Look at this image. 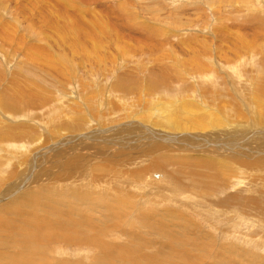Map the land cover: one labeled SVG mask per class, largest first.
<instances>
[{
  "label": "rangeland",
  "instance_id": "374dc122",
  "mask_svg": "<svg viewBox=\"0 0 264 264\" xmlns=\"http://www.w3.org/2000/svg\"><path fill=\"white\" fill-rule=\"evenodd\" d=\"M68 2L71 3L70 6L67 5ZM98 26L106 28L101 29ZM51 57L56 60L50 61ZM30 61H33V64H30ZM28 67L32 68L31 72H28ZM198 69L203 76L195 75ZM39 81L50 86L51 90L55 89L53 96L50 94L52 97L50 104L40 102ZM195 84L198 86H195L194 90ZM41 87L45 86L41 84ZM28 88L31 90L29 94L37 93V99L31 100L29 96L28 98L23 96ZM227 90L231 94L228 97L225 96L228 94ZM258 92L263 94L264 99V0H0V171L7 172L6 176L0 179V188L4 190L12 188L19 182L22 173L28 174L21 187L15 191L16 194L0 198V207L6 205L4 203L8 201H15L26 192H41L44 189L54 192L56 191L54 189L60 190V187H63L62 190H69L67 191L69 194L71 191L87 193L97 173L92 170L94 164L113 166L105 158V154L108 155L109 149H112L119 151V154L115 155L117 161H114L116 166L118 163L120 167L118 179L126 181L123 182L125 187L122 183V186L114 188H125L123 192L129 190L128 194H133L132 200L129 196L124 197L129 200V206L133 207L131 216L133 224L130 226L132 229L126 232L125 230L130 228H120V236H112L113 228L106 223L98 222L99 229H94L97 233L91 232L93 226L89 227V224L92 222V216L98 218L101 216L99 212H93V202L81 195L82 204H79L81 201L74 203L73 198L59 194L58 199H62L59 200L62 212L59 213L61 217L57 219L64 226L62 229L58 223L61 232L71 230L65 223L70 210L74 208L73 212L81 214L86 212L82 214V219L86 217L85 221H90L85 223L89 225L86 228L83 225L84 238L87 241L63 243L56 240L55 235L52 236L56 234L52 230L48 232L49 234L53 232L48 234L49 239L47 237L41 244L38 241L39 243L35 245L37 250L32 255V260L35 259L36 264H52L51 258L57 264H98L95 256L99 252L89 244V240L95 234L98 238L100 236V241L104 239L102 242L109 243L108 245L112 246L111 242L113 246L117 244L115 248H119L120 244L124 248L123 252L126 249L135 251L137 256L143 258V262L145 260L144 264L153 260L166 261L162 255L167 256L168 240L174 235L177 238L172 240L171 246H177L180 252L188 250L192 253H189L191 260L180 259L181 264L184 260L187 261L183 262L186 264L193 261L194 264H264L262 200H257L252 206L251 203H245L243 207H236V210L229 205L225 208L227 213L215 210L218 215L216 219L215 215L208 216L202 213L207 212L205 207H209V201L205 200L204 205V201L202 202L204 208L199 206L198 209L194 207L190 209L182 204L184 200L178 197L179 200L178 195L173 197L176 201H172L169 199V196H172L169 192L161 196L159 193L162 191L158 188L161 187L158 181L169 176L174 183L175 180L179 181L185 190L204 192L203 187L197 186V181H206L209 184L213 182L212 178L208 179V176L203 175L207 173L201 167V162L189 159V156L193 155L195 158L202 156L201 161L204 165L209 162L205 158V153H209L208 158L216 159L217 162L229 161V158H232L230 157L232 153L218 155L216 149H222L220 153L233 150L242 167L241 170L244 171L242 175H237L240 168L235 170L232 175L235 178L229 182L230 187L228 186L225 191L218 187V190L210 193L207 199L219 202L227 195H233L241 188V184L244 189L242 183L244 181H248L247 184L251 183L249 187L260 185V182L256 181L264 175V170H261V166L264 165V119L259 122L253 114L259 108ZM201 94L203 98L199 97L198 101L201 103L203 99L207 103L203 105L205 108L217 107L219 104L229 109L226 113L229 115L228 119L222 114L226 125L216 127L214 130L220 132H211L210 135L204 133L203 140L199 136L201 133L180 132L174 133L173 137L162 136L159 141L155 139L154 142L144 144L137 143L144 141L142 140L144 135H141L134 140L135 144L129 140L130 144L125 143L122 146V139L135 134V130L129 128L133 122L129 119L136 118L134 113L143 112L146 105L158 100L154 97L163 99L170 95L172 97L179 95L183 96L179 99H190ZM7 99L16 100L19 107L15 109H20L18 113L11 110ZM71 101L80 107H75ZM241 109L247 118H241ZM218 110L219 107L215 108V112ZM100 114L103 115L102 119L99 118ZM108 131L121 139L108 144L98 143L101 141L97 139L94 143L98 133L109 135ZM7 132L13 135L3 137L8 134ZM169 133L170 131L167 132ZM218 135L221 139L217 138ZM223 135L227 137L226 140L222 138ZM240 140L242 144L237 142ZM56 142H60L62 147L56 148L54 146ZM233 142L238 145L233 146ZM199 143L203 144L204 148L206 145L210 150L201 151ZM145 145H148L147 149L143 148ZM188 148H192L191 151ZM89 149L100 153L96 157L99 159L98 162L93 163L89 169L91 176L68 181L66 184L69 186L64 182L62 186L61 182L68 179L69 173L78 174L82 167L81 152ZM28 154L36 155L34 158L31 156L28 161ZM60 156L68 157L66 159L69 160H62ZM41 160L42 165L39 164ZM257 161L260 163L257 164ZM153 164L155 166L151 169L150 176L148 174L146 180H142L146 169L144 167H151ZM256 165L258 168L252 169V166ZM14 166L15 168H12ZM197 171L201 176L196 174ZM135 172L139 175H134ZM129 173L131 176L134 175V180L139 183H128L133 179L129 178ZM107 175L108 172L104 171L103 182H106ZM111 177L113 176L109 178ZM143 181L148 182L140 184ZM179 182H176L177 185ZM129 186H133L132 189ZM136 186L139 189H136ZM169 190L170 188L167 189ZM155 193L158 197H155ZM257 194L261 193H255L258 197ZM45 195L47 198L44 199L50 204L53 202L52 199H56L49 197L50 194L46 192ZM134 195H140L141 199L146 196L144 200H140L145 203L141 205L134 202L136 200ZM245 195L246 193H242L241 196ZM259 198H264V194ZM65 199L70 200L65 202ZM212 205L217 208L221 206L215 202ZM163 207L183 210L189 221L197 226L194 224L193 227L180 229L175 227L173 223L168 222L167 216L155 214L154 211L157 210L162 215ZM150 216L153 221L144 223L143 221ZM143 217L146 220H141ZM246 217L249 218L246 224L251 225L250 230L247 227L241 228L246 225V221L242 222ZM2 218L4 217L1 216L0 219ZM7 218L13 220L11 215L5 218L9 221ZM158 218H162L159 220L160 224L165 222L170 224L171 235L165 237L162 228L152 226V223H159ZM180 219L185 220L182 216ZM255 219L258 223L249 222ZM66 227L68 229L64 230ZM100 230L106 232L101 233ZM165 231L168 232V228H165ZM1 238L0 235V242ZM165 240L167 244H164ZM45 241L49 242V246H46ZM42 242L45 246L44 244L42 246ZM11 244L7 249H16L15 245ZM3 249L0 245V251ZM122 251L120 250L118 255L122 256ZM8 253L7 256L12 255L9 250ZM118 255L114 261L122 264ZM0 256V264H8L6 258ZM177 256H174L175 259H178ZM167 260L170 264L180 261L175 260L177 261L175 263L172 259ZM59 261L61 262L58 263Z\"/></svg>",
  "mask_w": 264,
  "mask_h": 264
},
{
  "label": "bare ground",
  "instance_id": "6f19581e",
  "mask_svg": "<svg viewBox=\"0 0 264 264\" xmlns=\"http://www.w3.org/2000/svg\"><path fill=\"white\" fill-rule=\"evenodd\" d=\"M67 5L70 6L71 3L68 2ZM93 24H94V27H95V23L94 22H93ZM98 27L101 28V29L106 28V27H103V26H98ZM89 29H91V28H89ZM84 32L86 33V31H84ZM16 39H18V37ZM49 60L50 61H54L56 59L54 57H51V58H49ZM30 64H33V61H30ZM201 65H203V64H201ZM205 66H206V64H205ZM28 68H29L28 72H31L32 68H30V67H28ZM207 70H209V69H207ZM213 70H214V68H213ZM199 72L200 71L198 69V72L195 75H198V76L199 75L200 76L204 75V74L203 75L200 74ZM209 73H211V72H209ZM205 76H207L206 73H205ZM39 78H40V76H39ZM41 81H43V79ZM40 83L43 84L45 87L42 88ZM182 83H185V82H182ZM47 84H48V82H47ZM207 84H209V83H207ZM46 86H47V88H46ZM177 86H182V85H177ZM195 86L197 87L198 84L194 85V90H195ZM38 87H39V90H40V92L38 93L39 98H41L40 102L42 103V101H43L45 103H49L50 99L52 98L50 96V94L53 96V92H55V89L53 88V90H51L49 88L50 86L48 87V85H46L45 83H42L40 81H39ZM30 91L31 90L28 88L25 91V93L23 94V96L25 98H28L27 96H29L31 98V100H32V98H36L37 99V95H36L37 93H33V95H32V94H29ZM179 92H181V91H179ZM154 93H155V91H154ZM226 93H228V90H227ZM179 95L178 96H173V97L170 95L171 97L168 96V97H165L163 99H161V97H154L156 99L158 98V100H154V101L150 102L148 105H146V107L144 108L145 110L143 112L137 111L136 113H134V116L136 114V118L137 119L134 118V117H132V119H129L130 121L134 122V123L133 122L131 123L132 126L131 127L129 126V128H131V130H135V134H134V136H129L128 138L122 139V142H121L122 146L125 143H129L130 144L129 140H131L132 143H134V140H137L138 138H140L141 135H144V137L142 136L143 137L142 140H144V141L137 142V143L144 144V143L154 142L155 139L156 140L158 139V141H159V140H161L162 136H167L168 138L169 137H173V136H175V135H173L174 133H180V132L181 133H186V134L187 133H194V132L195 133H201V135H199V136H200V139L203 140L205 138L204 133H207V134L210 135L211 132H213V133L214 132H220V131H214V130H216L215 128L216 127H220V126H222L224 124L226 125V122L222 118V114L224 115V118L228 119L227 116H229V115L226 114V113L229 112V109H227L225 105L222 106V105L217 104V107L208 106L209 108H205L206 106L204 107L203 105H206L207 103H205L203 101V99H202L201 103H200V101H198L199 97L203 98L202 94L199 95V96L190 97V99L189 98L179 99V98L183 97V96H179ZM228 95L230 96L231 94L228 93L225 96L228 97ZM42 96H45V97H42ZM186 97H187V95H186ZM188 97H189V95H188ZM25 98H23V99H25ZM185 99H188V101H186ZM28 100L26 101V103L28 102ZM15 101L16 100H11V99L8 100L7 99V103L11 107V110L13 112H15V113H18L20 109H15V107L16 108L19 107L17 105L18 103L16 104ZM258 101H259V103L257 104V106L259 108H258V110H256L257 112H253V114L258 119V121L261 122V119H264V111H262V109H264V99H263V94H261L259 92H258ZM71 104L74 105L75 107H80L79 104H76L73 101H71ZM221 104H222V102H221ZM136 107H138V104L136 105ZM218 107H219V110L217 112H215V108H218ZM239 108L240 107H238V110H239ZM152 110H154V111H152ZM240 114H242V117H241L242 119L247 118L246 117V113H244L243 110L240 112ZM100 116H99V118L102 119L103 115L100 114ZM239 117L240 116H238V118ZM26 126H30V125H26ZM6 128H8V127H6ZM15 129H16V127H15ZM15 129L12 130L13 133H14ZM6 131H7V129H6ZM169 131H170V133L167 134V132H169ZM7 133L8 134H5L3 137H10V136L13 135L10 132H7ZM108 133H109V135H107V133L106 134H103L101 132L98 133L97 137L94 138V143H95V140H97V139H99L97 141H101V142H98V143H101V144L113 143L114 140L121 139V137H119L116 134H110V131H108ZM235 134H238V133H235ZM104 136H106V137H104ZM218 136H217V138L221 139L220 135H218ZM222 138L225 139V140L227 139V137L225 135H223ZM209 139H210V137H209ZM191 140H190V142H191ZM162 142H164V141H162ZM237 142L239 144H242L241 140L237 141ZM238 143H237V145H238ZM232 145L235 146V147L237 146L235 144V142H233ZM54 146L57 148L58 146L60 147L61 144H60V142H56V143H54ZM147 147H148V145H145V147H143V148L147 149ZM199 147L201 148L200 149L201 151L204 150L205 152H208V150H210V149L207 148L206 145H205V148H204L203 144L202 145L200 144ZM218 148H221V147H218ZM23 149H25V148H23ZM185 149H187V148H185ZM190 149H192V148H188L189 151H191ZM103 150L107 151L106 148H103ZM212 151H213V149H212ZM151 152H153V151H151ZM215 152H217L218 155L232 153L230 155V157H232V158H229L230 162L228 160H225V161H222V162H217V161H215L216 160L215 158H214L215 160L209 159L208 157L210 156V154L209 153L208 154L205 153L204 154L205 158L208 159L209 162L206 163V165H204L203 161H201V157L202 156L200 157V155H199L198 158L193 157V155H191V157L189 156V159L193 158V159H196L197 161L201 162V167L207 173V174H203V175L208 176V179H209V177L212 178L213 182H211L209 184H207L206 181H203V182H201L199 180H198L199 182L197 181V186L203 187L205 189L204 192L197 193V191L192 192V191L185 190L184 188L181 187V183L179 181L175 180V183L179 182L178 183L179 185H177V183L176 184L174 183V180H170L169 176H167L168 180L167 179H163L161 181L160 179H158V180H160L158 182L161 183V187H158V188H160V190L162 191L161 193H159V192L158 193L161 196H163L164 194H166V192H169V195L171 194L172 196H169V195H167V196H169V199H171L172 201H174V200L176 201V198H173V197H176V195H178L177 198L179 197L182 200H184L183 201L184 203L181 201L182 204H184V206L190 207V209L192 207H194L196 209H198L197 207H199V206L202 207L205 204V200H207L210 203V204L206 203V204L209 205V207H207V208L205 207V209H207V212H205L204 211L205 209H203L204 212H202V213L203 214L205 213L208 216L215 215L216 219L218 218L217 217L218 215L216 214L215 210H217L218 212H220L219 210H222L221 212H225V208H228L229 205H230V208L236 210V207H238V206H239V208L241 206L243 207V204H245V203H251V206H252L255 202H257V200H262L264 202V198H259L260 196H262L264 194V191L263 192L257 191L259 189L264 190V175H261L262 178H258V181H256V183L260 182L259 183L260 185L255 184V185H252L253 187H249V185H251V183L247 184L248 181L247 182L244 181V182H242L243 186H245L244 189L242 187V184L241 185L239 184L241 186V188L238 189L239 191L237 190L236 192H234V194H233L234 196L232 194H229V195H227V197L222 198V200H220L221 202L220 201L219 202L211 201V200L207 199V197L209 195H211L210 193H212L213 191H216V189L218 187H220L221 190L223 188V191L228 189V186L230 184L229 182L235 178L234 176H232L234 174L235 170L240 168V170H238L239 173H237V175H239V174L242 175V173L244 171V170H241L242 167L239 164L238 159H236L235 154H233L234 153L233 150L229 149L228 151H225L224 153H220V152H222V149L221 150H217L216 149ZM239 152H241V151H239ZM116 154L118 155L119 151H113L112 149H109L108 155L105 154L106 161L109 162V164H111L113 166H110L108 164H106V165H102V164L96 165V164H94L95 166L92 167L91 165L93 163L98 162L99 159H97L96 157L98 155H100V153L92 151L90 149L89 150H83L81 152V155H82V167L80 168L78 174L75 175V174L69 173L68 179L61 182V185L65 182V185L69 186V184H66L68 181L79 180L80 178H85L86 179L88 176H91V173L89 172V169L92 167V170L97 171V173H96L95 178L93 179L94 182L92 183V186L90 187V189H93L95 191H92V190L88 189L87 193H84V192L79 193V192L71 191V193L69 194V193H67V191H69V190H62L63 187H60L61 188L60 190L54 189V190H56V191H54L55 193L53 191H49V190L44 189V190H41V192L40 191H35L33 193L32 192H26V193L22 194L19 198H17L15 201L12 202V200H11V202L8 201V203H4L6 205H4V206L1 205V207H0V218H1V216L4 217V218L0 219V223H2V225L0 226V235L2 236L0 245L4 249H3V251H0V255L4 256L6 258V260L8 261V264H36L34 262L35 259H34V261L32 260V255H34L35 250H37L35 245L38 244L39 242L41 244V241L47 239V237L49 239L50 236H48V234H49L48 232H50L52 230L55 231L56 234H52L53 232L50 233V234H52V236L55 235L54 237H55L56 240L58 239V240H60V242L68 243V244L71 243L72 244V242H76V241H78V242L87 241L84 238L85 230L83 229V225H84L85 228H86V226L90 225L89 227H91V225H92L93 226L92 230H94L95 228L97 229L99 227V223L98 222L106 223L108 226L113 228V232H112L111 235L112 236H117V237L120 236L119 235L120 234V232H119L120 228H123V229L130 228L128 230H125L126 232L130 231L132 229L130 226L133 224V221L131 220L133 207L129 206V200L127 201V199L124 198V197H126V196L128 197L129 196V199L132 200L133 199V196H132L133 194L129 195L128 194L129 190L127 192H123L125 188L124 189L123 188L121 189V187L120 188H114L115 186H120L123 182H126L124 180H119L118 179L119 178V169H120V167L118 166V163H117V166H118V169H117V166L114 163V161L115 162L117 161V157H115ZM35 155L33 156V154H32L31 156H33V158H34ZM133 155H134V152H133ZM31 156L29 155V159H27L28 161L32 158ZM60 157H62V156H60ZM214 157H218V156L214 155ZM66 158H68V157H62V160L68 161L69 159L67 160ZM79 158L80 157L78 156V159ZM24 159H26V157ZM120 160H121V158H120ZM122 161H123V159H122ZM42 162H43V160H41L39 164L42 165ZM259 163L260 162L257 161V164H259ZM154 166L155 165L153 164L151 167H144L146 169L145 170L143 169L145 171V175H144V177H141L142 180H146V176H148V174L150 173L151 169ZM256 166H252V169L258 168V166L257 167ZM12 168H15V166L12 167ZM21 170L22 169L20 168V171ZM261 170H264V165L261 166ZM104 171L108 172V175H107V178H106V182H103V172ZM197 173H198V171L196 172V174ZM6 174H7V172L0 171V179H3L6 176ZM129 174H130L129 178H133L134 175H139L138 172H135V174L133 176H131V173H129ZM27 175H28L27 172L22 173L20 175V177H19V182L14 184L12 186V188H8V189H5V190H4V188H2V189L0 188L1 189L0 190V198L2 199V198H5V197H8V196L12 195V193H15V191H17L21 187V185H22L21 183H23L25 181V179L27 178ZM197 175L201 176L200 174H197ZM110 176H113V177L109 178ZM149 176H150V174H149ZM142 180H140V181H142ZM130 182H132V184L139 183L138 181L134 180V178L131 181H129L128 183H130ZM147 182L148 181H143L140 184H145ZM218 184H219V186H218ZM25 185H27V182L25 183ZM184 185H187V184H184ZM239 185H236V187L239 186ZM17 186H18V188H16ZM123 186L125 187L124 183H123ZM187 186H189V185H187ZM255 186H257V187H255ZM44 187H46V186H44ZM132 187L133 186H129L130 189H132ZM66 188L68 189L69 187H66ZM169 188H170V190L167 191V189H169ZM136 189H139V188L136 186ZM36 190H38V189H36ZM45 192L47 194L51 195V196L49 195V197H53V198L55 197L56 198V199H52L53 202L51 204H50V202L48 203L47 199H44V198H47L46 195H45ZM257 192L261 193V194H257L258 197L255 195V193H257ZM242 193L243 194L246 193V195L245 196H241ZM59 194H60V196L67 195V196L70 197V199L73 198L72 201H74V203L77 202V201H81V203H79V204H82V198L83 197L81 195H83L86 198L88 197L89 200L91 202H93V204H94L93 212H99L101 214V216L99 218L92 216L91 224L87 225L85 223H88V222L90 223V221L86 222L85 221V220H87V219H85L86 217L82 219V214L86 213V212H83L81 210H79V211L83 212L82 214L78 213V212H73V210H74V208H73L72 210L69 211V213H67L66 218H65V223L67 224L68 228H71V230H67V231L61 232V228L60 227L62 226V229H63L64 226L61 225V223L58 222V219H57V217H59V216L61 217V214H59V213L62 212V210H61V208L59 206L60 205L59 200H62V199H58L59 198L58 197ZM155 195H156L155 197H158V195L156 193H155ZM139 197H140V195H138V196L134 195V198L136 199V200H134V202L141 203V205H143L142 203H145V202L144 201H140V200H142V199L144 200V197H146V196H144L142 199L139 198ZM148 198L150 199V196H148ZM240 198H241V201H240ZM70 199H65V202L66 201L69 202ZM48 200H50V199H48ZM231 201H232L233 204L230 203ZM239 201H240V203H239ZM65 202H63V203H65ZM202 202H203V205H202ZM214 202L215 203H220L221 206H219V208L214 207L212 205ZM74 203H72V204H74ZM91 204L92 203H90V206H91ZM174 204H175V202H174ZM64 205L66 206V203ZM158 205H159V203H158ZM177 205H178V202H177ZM77 206H78V204H77ZM138 207L139 206H137V208ZM254 207L257 208V206H254ZM202 208H204V207H202ZM135 209H136V206H135ZM154 209H155V207H154ZM154 212H155V214L157 216H167L166 219L168 220V222L173 223L175 225V227H179V229H180V227H189V226L193 227L194 224H195V223L193 224V223H191L189 221L187 216L184 214L185 212L183 210H177L176 208L166 207V208H164V212H163L162 215L157 210L154 211ZM225 213H227V212H225ZM235 214H236V212H235ZM10 215L13 217V220H10V218H7L9 221H6L5 220L6 216H10ZM181 216L186 221L185 220H181L180 219ZM150 218H148L146 220L145 217H143L141 220H146V221H143L144 223L153 221L152 220V216H150ZM162 218H158V222ZM246 218L242 222H245L246 220L249 219V218H247V219ZM257 219L252 220V221L250 220L249 222L254 223V222L257 221ZM262 220H264V219H262ZM168 222L161 223V224H160V222L159 223L155 222V223H152V226L153 227L154 226H158L157 228H162L163 229L162 233L166 237L167 235H169V234L171 235V233H172V231L169 232V230H171V229L169 228L170 224H167ZM58 223H60V225H61V226L59 225L60 227L58 226ZM230 223H233V222H230ZM246 223H248V222L246 221L245 224ZM257 223H258V221H257ZM62 224H64V223H62ZM106 224H105V226H106ZM246 225L244 227H241V228H246L247 227V229H249V227L251 226V225L249 226V224H246ZM143 226L145 227V225H143ZM195 226H197V224H195ZM55 228H59L60 231L56 230ZM68 228L66 227V228H64V230L68 229ZM165 228H168V232L165 231ZM104 229H106V228H104ZM109 229L110 228H108V230ZM92 230H91V232H95V230L94 231H92ZM103 231L106 232V230H102L101 233ZM91 232H89V233H91ZM109 232H111V231H109ZM95 233H97V232H95ZM109 234L107 235L108 237H109ZM130 234L132 235V233H130ZM160 234H161V232H160ZM91 235H92V233H91ZM91 237H90V239H91ZM88 238H89V236H88ZM174 238H177V236L174 235V236L170 237V239L168 240L169 241V247H168V251L169 252H168L167 256L165 254L162 255L163 253L161 254L162 256H165V260L166 261L153 260V261L149 262L148 264H170V262L167 259H172L174 261L175 260L178 261L180 259L181 260L182 259H185V260L188 259L190 261L191 260L190 259L191 257L189 255V253H191L190 251L184 250V251L180 252L179 248L177 246H175V245L171 246V242H172V240H174ZM99 239H100V236L98 238L96 236V234H95V235H93L92 239L89 240V244L92 245V248L93 249L94 248L97 249L98 252H99L98 255L95 256L98 259V264H117L116 261H114V259L117 260L116 255H118V253L120 254V250L122 251V249H124V248L120 244H119V248H115V245H116V247L118 246L117 244H114V246H113V243L111 242V244H112V246H111V245H108L109 243L106 244V242L105 243L102 242V241H104V239L102 241H100ZM51 240H49V241H51ZM106 240H108V238ZM46 241H48V240H46ZM46 241L44 243H46ZM11 243H13L15 245L16 249H14V250L7 249L9 247V244H11ZM44 243L42 242V246H43ZM47 243H48V245H47ZM47 243H46V246H49V242H47ZM75 244H80V243H75ZM164 244H167V240H165ZM44 246H45V244H44ZM120 246L122 248H120ZM42 248H44V247H42ZM42 248H41V250H42ZM125 248H127V247H125ZM128 248H130V247H128ZM45 249H47V248H45ZM48 249H50V248L48 247ZM85 249H86V247H85ZM8 250L12 253V255L7 256L9 254ZM130 250H132V249H130ZM45 251H47V250H45ZM112 253H114V254H112ZM124 253H126V254H124ZM122 254H123L122 256L118 255V259H120L122 261L121 262L122 264H144V262H145V260L143 262V258L140 255L137 256V253L135 251H129V250L126 249L125 252L122 251ZM30 255H31V257H30ZM177 255H179V256H177ZM119 256H121V258H119ZM174 256L175 257L177 256L178 259H175ZM155 258H157V257H155ZM37 260H38V257H37ZM120 260H118V261H120ZM181 260L178 261V262H180V264H181ZM200 260H202V257H200ZM40 261H42V260H40ZM177 261H175V263ZM184 261H182V264H186V263H183ZM44 262H45V260L43 259V263ZM50 262L52 264H57V263L54 262V259H52V258H51ZM60 262L61 261H59L58 263H60ZM185 262H187V261H185ZM118 263H120V262H118ZM171 263H172V261H171ZM190 264H194V261H193V263H190Z\"/></svg>",
  "mask_w": 264,
  "mask_h": 264
}]
</instances>
